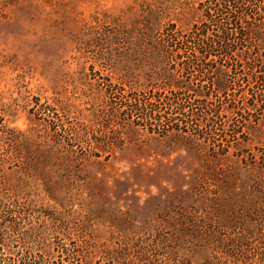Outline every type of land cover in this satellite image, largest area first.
Listing matches in <instances>:
<instances>
[{"label":"rangeland","instance_id":"374dc122","mask_svg":"<svg viewBox=\"0 0 264 264\" xmlns=\"http://www.w3.org/2000/svg\"><path fill=\"white\" fill-rule=\"evenodd\" d=\"M201 1L0 0V207L15 248L64 245L82 264H264V103L249 79L264 71V16L241 23L253 70L209 101L238 115L218 123L240 126L225 153L124 108L165 85L145 76L164 67L147 43L199 23Z\"/></svg>","mask_w":264,"mask_h":264},{"label":"trees","instance_id":"16d2710c","mask_svg":"<svg viewBox=\"0 0 264 264\" xmlns=\"http://www.w3.org/2000/svg\"><path fill=\"white\" fill-rule=\"evenodd\" d=\"M252 1L202 0L199 3L202 17L199 23L184 33L170 24L147 43L154 59L164 67L145 73V76L150 78L154 75L165 85L155 91L129 97L124 108H128V116L133 123L157 134H186L212 148L216 154L218 150L225 153L233 145L241 132L240 126L223 129L218 123L225 115L237 117V113L228 107H212L209 101L227 100L233 96L231 93L236 89L231 84L243 81L234 74L236 70H253L252 66L243 63L244 58L238 53V46L243 48L248 38V33L242 31V21L254 15L264 16V0ZM257 72L259 74L254 73L249 79L261 85L252 96L262 105L264 71ZM230 73H233L232 79L228 76ZM202 82L211 85H189ZM221 133L226 137L224 141L215 138ZM10 212L9 207L1 203L0 264H82L79 251L64 245L56 244L46 250L15 248L13 240L7 236L17 235L14 233L17 229L6 223L11 220Z\"/></svg>","mask_w":264,"mask_h":264}]
</instances>
